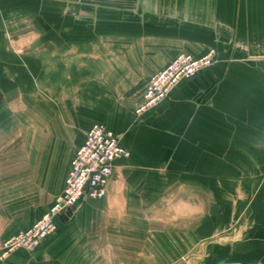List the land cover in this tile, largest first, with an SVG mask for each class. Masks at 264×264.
Segmentation results:
<instances>
[{"label": "crops", "instance_id": "crops-1", "mask_svg": "<svg viewBox=\"0 0 264 264\" xmlns=\"http://www.w3.org/2000/svg\"><path fill=\"white\" fill-rule=\"evenodd\" d=\"M212 49L135 114L152 74ZM96 123L131 152L105 198L0 264H264V0H0V248Z\"/></svg>", "mask_w": 264, "mask_h": 264}, {"label": "built area", "instance_id": "built-area-1", "mask_svg": "<svg viewBox=\"0 0 264 264\" xmlns=\"http://www.w3.org/2000/svg\"><path fill=\"white\" fill-rule=\"evenodd\" d=\"M215 61L216 51L213 49L200 57L186 53L177 55L166 67L150 76L135 114L141 117L168 101L182 81L212 67ZM130 158L131 152L111 129L101 123L94 124L73 154L62 191L31 226L3 242L1 258L18 250L36 252L48 238L57 233L56 220L60 216L69 214L86 198L104 199L117 163Z\"/></svg>", "mask_w": 264, "mask_h": 264}, {"label": "rangeland", "instance_id": "rangeland-1", "mask_svg": "<svg viewBox=\"0 0 264 264\" xmlns=\"http://www.w3.org/2000/svg\"><path fill=\"white\" fill-rule=\"evenodd\" d=\"M35 85H36V84H35ZM33 86H34V85H33ZM34 87H37V86H34ZM32 101H34V100H32ZM135 101L138 103L139 99H138V100H135ZM141 102H142V101H141ZM138 104H139V103H138ZM140 104H141V103H140ZM138 106H139V105H138ZM80 141H81V140H80ZM44 213H45V212H44ZM44 213H43V214H44ZM43 214H40V215L38 216V218H40ZM38 218H37V219H38ZM0 251H1V248H0ZM18 251H19V250H18ZM18 251H16V252H18ZM16 252H14V253H16ZM26 252H28V251H26ZM14 253H12V254H14ZM28 253H30V252H28ZM12 254H11V255H12ZM11 255L7 256L6 258L10 257ZM0 258H1V254H0ZM6 258H4V259L1 258V259H2V260H5Z\"/></svg>", "mask_w": 264, "mask_h": 264}]
</instances>
